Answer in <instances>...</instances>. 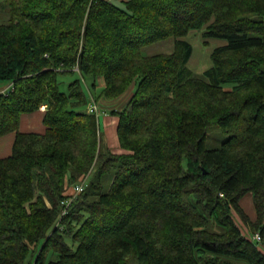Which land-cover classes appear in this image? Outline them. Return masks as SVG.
Returning a JSON list of instances; mask_svg holds the SVG:
<instances>
[{
  "label": "trees",
  "instance_id": "trees-1",
  "mask_svg": "<svg viewBox=\"0 0 264 264\" xmlns=\"http://www.w3.org/2000/svg\"><path fill=\"white\" fill-rule=\"evenodd\" d=\"M124 3L0 0V81L14 84L0 137L15 133L0 157V264H264V0ZM202 29L227 42L197 74L186 37ZM171 37L172 52H143ZM78 72L62 91L59 75ZM100 77L108 99L136 85L111 110L122 153L102 148L87 110L83 79L93 92ZM37 112L44 131L20 130ZM210 126L230 135L219 148ZM94 163L60 218L66 181Z\"/></svg>",
  "mask_w": 264,
  "mask_h": 264
},
{
  "label": "rangeland",
  "instance_id": "rangeland-1",
  "mask_svg": "<svg viewBox=\"0 0 264 264\" xmlns=\"http://www.w3.org/2000/svg\"><path fill=\"white\" fill-rule=\"evenodd\" d=\"M111 1H114L117 5H119L121 7H125L124 0H111ZM254 16L257 18H263L264 19V15L254 14ZM186 38L193 45V53H192V56L190 58L188 65L197 74H202L206 69H208L212 65L211 53H212L213 49L215 47H217L219 45H223L227 42L226 39L219 38V37H205L203 29L202 30H194V31L189 32V34L187 35ZM174 42H175V38L171 37V38H168V39H165V40L159 41L157 43L146 46L144 48L143 52L145 54H148V55L158 54V53H169V52H172L174 49ZM75 69L77 71H79L78 67H76ZM77 77H79V72L74 74V75L60 74L59 79L61 81V84H60L61 90L68 92V84ZM83 81H84V84L86 85V90H88L89 96H90V101H89L87 108L90 106V104H92V105H95L97 110H98L96 117H97L98 122L100 124L99 125V128H100L99 129L100 145L102 146V148H107V147L111 148L113 152H117V153L124 152L125 150L121 147L120 142H119V138H118V132H117L118 124L116 126V129L114 128L113 133L111 132L112 133L111 135L108 134L107 128H106L107 125L105 122V117H106L105 115H107V114L113 115V114H111L112 109H120L121 110L123 108H126L129 104V101H130L131 96L135 90L136 85L135 86L132 85L130 87V89H128L125 93H123L119 97L114 98V99H108L104 96H100L101 89L103 86H105V82H104V79L102 77H100L98 79V85L95 89H93V92L91 89L92 80L83 79ZM0 84L8 85V82L0 81ZM11 84H13V82H10L9 86ZM13 86H14V84H13ZM43 106H45V104H43ZM45 108L41 107V110H45ZM28 116L29 115H27L26 117H28ZM26 117H24L22 119V122L20 123V130L30 129V130H35V131H39V132L43 131L45 126L42 123L41 117H40V119L38 118L36 120V122L31 121V120L26 121ZM113 137H114L113 140L115 142L114 144L111 143V140ZM229 137H230V135L222 132L219 127L210 126L208 128L206 147L209 149L219 148V147H221L223 142L226 141ZM116 148H120V150L116 151ZM7 151L8 152H6L5 148L1 147L0 148V157L3 155H7V153H10L11 150L7 149ZM96 167L97 166L95 165V163L92 164L89 171L78 176V182H83L85 184V187H87L89 182L91 181V178H93V176H92V175H94L93 173L96 172ZM112 176H113V174L107 176L106 179L108 180V182L111 180ZM67 178H68V176H66V179ZM73 186H74V184L72 185L71 183H68L66 181L65 192H66V194H68V196L71 193H73V190H74ZM252 202H253V200L250 196H245L243 199V206L245 207L246 211L250 214H254ZM61 205H62V210H63L62 202H61ZM233 216H234L237 224L241 227L242 232L245 235H247L249 238H253L256 242H258L260 244L262 241V238H261V241H258L257 239L254 238V236L257 233L252 235V233L250 231L251 229L243 221V219L241 218V216L239 215V213L236 210H234ZM240 263L244 264L243 262H240Z\"/></svg>",
  "mask_w": 264,
  "mask_h": 264
},
{
  "label": "crops",
  "instance_id": "crops-1",
  "mask_svg": "<svg viewBox=\"0 0 264 264\" xmlns=\"http://www.w3.org/2000/svg\"><path fill=\"white\" fill-rule=\"evenodd\" d=\"M8 86H9V83H8V85L0 84V92L5 90ZM41 114H42L41 112L32 113V114H24L22 116V119L24 117H26L27 115H29L28 117H26V121L31 120V121L36 122V120L38 118L40 119V117H41V119H42V115ZM105 116H106L105 117V122H106V125H107L106 126L107 133L111 135L113 133V131H114V128L116 129V126L118 124V117L115 116V115H110V114H107ZM22 119H21V122H22ZM44 129H45V127H44ZM44 129H43V131H44ZM26 130H30V129H26ZM14 138H15V133H9V134H7V135H5L3 137H0V148L1 147L5 148L6 152H8L7 149L8 150L10 149L11 150L10 153H11L12 152V145H13ZM113 139H114V137L111 140L112 144L115 143ZM119 150H120V148H116V151H119ZM10 153H7V155H9ZM3 156H5V155H3Z\"/></svg>",
  "mask_w": 264,
  "mask_h": 264
},
{
  "label": "built area",
  "instance_id": "built-area-1",
  "mask_svg": "<svg viewBox=\"0 0 264 264\" xmlns=\"http://www.w3.org/2000/svg\"><path fill=\"white\" fill-rule=\"evenodd\" d=\"M14 87L13 84H11L9 87H7L5 90H3L2 92L3 93H7L9 92L12 88ZM42 108H45V106H41ZM88 112L90 113H94V114H97L98 113V110L96 108L95 105H92L90 104V106L87 108ZM85 184L83 182H77L74 184L73 186V193H71L68 198L64 199L62 201V204H63V210L61 212V216L60 218H62V216H64L65 214L68 213V210H69V207H70V204L73 202V200L79 196V194H81L84 190H85ZM255 239H257L258 241H261V235L259 233H257L255 236H254Z\"/></svg>",
  "mask_w": 264,
  "mask_h": 264
},
{
  "label": "water",
  "instance_id": "water-1",
  "mask_svg": "<svg viewBox=\"0 0 264 264\" xmlns=\"http://www.w3.org/2000/svg\"><path fill=\"white\" fill-rule=\"evenodd\" d=\"M205 173H207V171H204Z\"/></svg>",
  "mask_w": 264,
  "mask_h": 264
}]
</instances>
